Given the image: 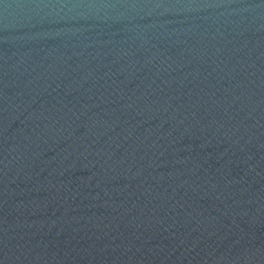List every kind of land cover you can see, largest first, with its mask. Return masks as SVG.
I'll return each mask as SVG.
<instances>
[{
	"label": "water",
	"instance_id": "water-1",
	"mask_svg": "<svg viewBox=\"0 0 264 264\" xmlns=\"http://www.w3.org/2000/svg\"><path fill=\"white\" fill-rule=\"evenodd\" d=\"M0 264H264V0H0Z\"/></svg>",
	"mask_w": 264,
	"mask_h": 264
}]
</instances>
